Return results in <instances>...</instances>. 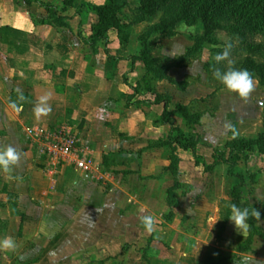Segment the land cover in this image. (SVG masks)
<instances>
[{"label": "crops", "instance_id": "crops-1", "mask_svg": "<svg viewBox=\"0 0 264 264\" xmlns=\"http://www.w3.org/2000/svg\"><path fill=\"white\" fill-rule=\"evenodd\" d=\"M58 1L63 0L46 3ZM105 1L83 0L96 5ZM35 5L40 7L27 6L24 0H0V121L6 116L12 128L10 137L1 135L21 154L12 174L0 172V240L11 237L17 244L14 251L0 250V264H132L130 258L114 259L113 250L125 251L130 235L145 231L138 222L142 212L157 214L149 204L154 197L151 183L162 181L159 186L164 184L166 193L158 190L162 196L157 201H165L169 210L175 183L172 148H150L169 137L170 126L157 124L164 106L153 103L152 93L130 100L132 86L146 70L133 60L140 54L146 24L132 27L126 45L111 31L110 42L94 49L80 32L89 37L98 21H82L75 9L64 13L71 17L66 22L32 21L29 9ZM44 96L51 111L37 119L34 108ZM139 99L145 101L136 105ZM11 102L22 110L12 109ZM173 119L182 129L188 125L178 114ZM36 126L71 128L91 151L96 170L88 174L68 164L51 170L28 131ZM107 154L118 158L109 169L104 165ZM178 155L194 159L190 151ZM221 167L226 166L214 171ZM118 168L122 177L114 172ZM158 170L171 176L163 181ZM118 181H124L120 193L100 190Z\"/></svg>", "mask_w": 264, "mask_h": 264}, {"label": "rangeland", "instance_id": "rangeland-1", "mask_svg": "<svg viewBox=\"0 0 264 264\" xmlns=\"http://www.w3.org/2000/svg\"><path fill=\"white\" fill-rule=\"evenodd\" d=\"M124 3L122 21L142 19L137 9L138 0H124ZM186 4L191 5V11L185 20L170 30L153 33L148 41L155 65L175 83L153 81L146 70H142L138 85L149 93L170 98L172 109L182 105L192 114L201 116L198 124H186L183 131L188 137L195 136L200 140V153L206 156L209 151L224 148L233 139H254L264 132V88L257 74L250 72L254 90L247 101L228 92L213 77L217 68L228 70L227 62L216 64L213 57L229 42L233 45V67L243 69L249 58L264 63V0H174L158 16L147 18L146 32L164 18L181 17ZM29 12L38 20L48 16L46 10L37 5ZM84 17L85 21H98L93 11ZM204 21L210 22L209 28ZM207 33L210 41H205L203 47L193 53L197 39ZM1 116L4 121H0V149H3L11 145L6 136L11 134L8 130L12 128L10 123L6 124V116ZM225 123H230L233 129L226 131ZM179 166L182 173L174 206L169 210L165 201H157L166 190L164 184L159 186L162 181L152 182L150 187L154 197L149 204L156 207L157 214L146 211L142 215L155 218L154 230L132 233L125 251L113 250L114 259L130 258L132 264H240L242 257L248 255L264 264V156L254 157L251 174L259 171L260 174L255 181L250 174L246 175L241 202L249 209H258L261 219H256L255 225L248 222L249 228L244 234L238 233L228 220L230 205L234 204L231 192L239 181L227 174L226 167L206 173L203 168H197L190 157H180ZM0 172L10 175L13 170L11 173ZM114 172L123 176L119 168ZM157 174L163 181L171 176L164 170H158ZM172 176L175 177L174 172ZM123 182H107L100 190L107 194L116 189L120 193ZM158 190H162V195ZM138 222L143 227L141 221Z\"/></svg>", "mask_w": 264, "mask_h": 264}, {"label": "trees", "instance_id": "trees-1", "mask_svg": "<svg viewBox=\"0 0 264 264\" xmlns=\"http://www.w3.org/2000/svg\"><path fill=\"white\" fill-rule=\"evenodd\" d=\"M173 1L174 0H138L137 9L142 19L138 21H122V11L126 5L124 0H106L104 4L101 5L83 2V0H63L55 3H46L43 0H24L27 6L32 7L34 4H38L42 9L46 10L48 13L46 19L38 20L35 15L30 14L32 21H43L45 24L51 23L52 21L66 22L71 20V17L64 15V13L72 9L76 10L77 16L80 17L82 21L83 19L85 20L84 14L93 11L97 16L98 22L92 26L89 37H84L82 32H80V36L84 43L94 49L99 44H108L110 42L111 31H117L122 44L126 45L134 25L146 22L147 18L158 16L163 9L169 6ZM190 11L191 5L186 4L181 12V17L174 20L164 18L159 25L153 27L150 31H145L140 37L141 51L138 56L133 57V60L144 65L147 75L151 76L153 81H168L173 84L175 83L163 69L155 65V61L151 57V50L148 47L150 36L155 32H164L172 29L182 20H185ZM205 12L207 13V10H205ZM204 22L206 28H209L210 22ZM208 33L206 36L197 39V45L192 49L193 53L198 52L203 47L205 41H210L207 39V36H209ZM243 69L256 73L264 88V63H258L256 60L249 58L244 62ZM132 90L134 94L130 96V100L137 95L143 97L146 93H149V91L144 89L141 85L132 86ZM154 96L155 100L153 103L162 104L164 106L163 115L157 121V124L168 125L171 128L166 142H160L150 146V148H154L168 145L173 150L171 168L175 175V183L173 188L169 191L170 206H174L175 191L180 188L181 172L178 153L180 150H183L192 152L195 166L203 168L205 172H212L219 166H226L227 174L239 181V183L234 185L231 192L233 203L241 208H245L246 206L242 205L241 202L243 189L246 187V175L250 174V178L255 181L260 174V171L251 174V167L254 157L264 156V132L260 133L259 136L254 139H233L229 141L224 148L215 149L213 155L207 157L198 151L200 140L195 136L188 137L183 129L180 126H175L173 122V116L178 114L184 118L188 125H196L200 122L201 116L199 114H192L188 107L182 105H177L174 109H171L170 98L167 96ZM144 101V99H139L135 104L141 105ZM117 160L118 158L114 154H107L104 159V165L109 169L116 165ZM248 222L255 225L256 218L250 217Z\"/></svg>", "mask_w": 264, "mask_h": 264}, {"label": "clouds", "instance_id": "clouds-1", "mask_svg": "<svg viewBox=\"0 0 264 264\" xmlns=\"http://www.w3.org/2000/svg\"><path fill=\"white\" fill-rule=\"evenodd\" d=\"M232 47L233 45L230 42L226 43L223 50L217 52L213 57L216 64L227 62L229 66L227 71H221L219 68L215 69L213 77L221 83L228 92L236 94L241 101H247L254 90L253 76L247 69H237L233 67L234 61L231 59ZM19 99H24L22 94ZM47 100V96L42 97L34 108V115L37 119L50 113L51 108L47 106ZM9 106L17 112L22 110V106L18 105L16 102H11ZM224 128L228 131L232 130L233 126L230 123H225ZM20 156L21 154L17 148L11 145L0 149V170L5 173H11L13 167L19 162ZM11 178L12 177L9 176V179ZM261 215V212L256 208L249 210L247 207L241 208L236 204H231L228 220L234 225L238 233L244 234L249 228L248 221L250 217H255L257 220H260ZM141 223L145 231L151 233L154 230L155 218L152 215H145L141 218ZM16 248L17 244L13 238L7 237L0 240V250L14 251ZM240 264H260V262H258L255 257L244 255Z\"/></svg>", "mask_w": 264, "mask_h": 264}, {"label": "built area", "instance_id": "built-area-1", "mask_svg": "<svg viewBox=\"0 0 264 264\" xmlns=\"http://www.w3.org/2000/svg\"><path fill=\"white\" fill-rule=\"evenodd\" d=\"M28 131L39 142L51 170L65 164L88 174L96 170L91 151L82 144L71 128L36 126Z\"/></svg>", "mask_w": 264, "mask_h": 264}]
</instances>
